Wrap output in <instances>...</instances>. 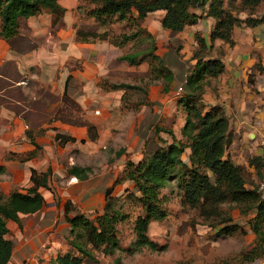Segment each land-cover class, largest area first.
I'll use <instances>...</instances> for the list:
<instances>
[{"label": "crops", "instance_id": "1", "mask_svg": "<svg viewBox=\"0 0 264 264\" xmlns=\"http://www.w3.org/2000/svg\"><path fill=\"white\" fill-rule=\"evenodd\" d=\"M163 12L162 9L148 11L141 19H138V24L149 31L154 43V53L162 58L173 73V78L165 91L162 90V81L159 79L141 85L140 77H143L147 71V61L127 63L119 60L117 56L121 53H118L117 46L111 43L73 39L64 45H57L56 42L48 44L42 40L38 42L32 33L20 32L37 43L34 48L20 52L0 37V64L10 62L14 67L12 77L0 72V78L3 77L8 81L0 87V95L7 87L23 89V86L28 85V79H34V83L39 86H47L50 90L48 91L56 95V99L44 107L46 110L44 112L50 111L51 116L48 115L45 119L39 116L33 119L34 123H30L32 116L22 114L25 110H28L29 114L36 110L30 103L22 104L19 110H16L0 101V165L2 166L0 191L3 194H7L14 188L23 191L21 187L30 185V168L42 171L49 165L51 168L49 176L61 174L68 177L66 168L70 164L88 166V159H92L93 155L100 152L107 144L117 143L118 140L122 146L117 149L122 148V151L116 159H120L121 164L115 176L112 179L109 178V183L104 184L103 202L104 190L109 186L114 195L133 190V183L130 180H121L114 184L112 182L121 172L127 159L134 163L141 159L145 137L140 136L139 128L149 129L157 125L171 131L169 134L158 130L151 138L158 143L156 145H166L173 139L176 141L182 138L180 128L184 122L185 109L180 99L185 96L184 75L195 62V58L192 57L194 49L201 50L204 58L218 56L221 60L222 70L205 80L197 101L201 104L202 113L214 105L221 107L228 120L229 134V142L222 156L228 158L233 164L245 168V174L248 176L245 177V186L256 185L263 166L257 171L247 158L251 155L264 157V73L254 74L252 83L247 81V77L257 57L261 55L264 61V54H260L252 40L249 46L237 42L236 39L232 45L218 38L211 40L209 33L214 24V18L210 15L197 19L193 24L184 25L180 31H171L160 24ZM195 33L202 39V43L196 42ZM175 42H179L177 55L172 52ZM213 47L220 52H213ZM69 57L80 60V64L66 66ZM31 66H36L35 73H30ZM102 78H107L111 82L133 83L142 89L104 88L98 84ZM260 79L262 81H259ZM178 86H181L179 92H177ZM134 90L142 91L143 98L133 99L131 94ZM122 95L126 96L124 106ZM39 96L38 93L32 94V97ZM10 99L11 101L7 103L18 104L21 101L16 97ZM61 103L64 106H61ZM86 121L92 123L96 129V137L92 140L86 137L84 123ZM39 128H44V131L35 135V141L40 146L35 156L25 160L6 158L8 153L21 154L33 149L34 146L24 131L30 129L34 132ZM56 132L72 136L74 140H67L60 144L57 139H54ZM81 139L83 141H80ZM71 149L77 151L74 162L73 155L70 153ZM189 152V147H184L180 158L187 162ZM169 180L173 182L175 179H166L164 187L169 184ZM117 185L122 188L115 191L114 187ZM42 189L45 188L39 187L41 193ZM42 206L34 212H19L20 224L24 215L36 214ZM253 214L254 211L240 213L238 210L237 216L240 217V223L230 216L233 224L244 232L247 231V234H252L254 238L248 223ZM8 221L14 222L7 219L6 226ZM153 221L160 220H151L148 225ZM223 224H219V227ZM12 253L6 264L10 263Z\"/></svg>", "mask_w": 264, "mask_h": 264}, {"label": "trees", "instance_id": "2", "mask_svg": "<svg viewBox=\"0 0 264 264\" xmlns=\"http://www.w3.org/2000/svg\"><path fill=\"white\" fill-rule=\"evenodd\" d=\"M96 1L98 6L91 10V14L95 17H109L114 14L127 16V19L135 23L137 33H139L142 29L137 22L138 19H141L148 11L155 9L164 10L160 24L171 31H178L184 25L193 24L197 21L198 15L189 12L188 6L203 3L205 0ZM132 8L135 13L131 11ZM42 10L62 16L64 6L58 0H0V37L20 52L34 48L37 45L36 41L19 32L17 21L19 18L36 15ZM207 15L214 18L213 31L211 29L209 33L210 39L218 38L228 44L233 42L231 39L233 26L241 22L247 26H253L264 20V16L238 19L222 5V0H210ZM76 34L81 35L82 33L76 30ZM145 36L148 39L145 46L122 53L117 56V59L127 63L146 60L148 68L140 80L146 78L145 82H151L159 79L162 81V90L165 91L173 78V73L162 58L154 53V43L150 33H146ZM129 37L127 34L122 36L123 40ZM199 41L202 43V39ZM192 57L195 58V62L184 75L185 96L180 99L185 109L184 122L180 128L182 138L176 141L173 139L166 145H156L148 151L142 150L141 159L137 163L127 159L112 184L121 180H130L133 183V190L114 195L111 186L105 188L101 212L95 217L89 218L84 213L74 210L71 200L66 199L62 210L64 220L68 225L65 237L68 248L64 252L56 253L51 260L52 264H81L84 258L95 261V250L103 254H113L119 249L116 227L118 222L127 218V214L122 211L121 207L123 200L128 198L136 200L142 212L133 221L132 230L135 237L133 246L125 250L133 252L142 246L151 250L163 249V244L148 237L147 227L151 220H162L167 215L164 206L166 198L160 190L165 180L169 178H174L177 187L181 190V203L189 207H197L199 214L205 217L218 216L217 220L207 221V224L214 226L216 223H224L217 228L219 234H227L236 228L239 229L231 222V216L228 213L223 210L221 213L218 209L221 208L219 207L221 204L229 203L237 207L240 213L254 211L248 222L249 229L254 234L253 244L240 253L237 261L229 264H248L258 258L264 259V200L260 199L256 185L245 186V168L233 164L228 158L222 156L229 142V134L228 120L221 107L214 105L202 113L201 104L197 101L205 80L222 70L221 60L218 56L204 58L199 49L193 50ZM251 71L248 73V82H251L253 78ZM98 84L104 88L142 89L133 83L107 82L105 79H100ZM84 123L86 137L94 139L96 137L94 125L87 121ZM158 130L171 134L169 129L157 125L154 126L153 134ZM43 131L44 128H39L34 132L25 129L24 132L34 148L21 154L8 153L6 158L25 160L35 156L40 150L39 144L35 141V135ZM54 139L62 144L67 140H74V137L56 132ZM186 146L190 149L187 162L180 158ZM121 151L122 148L117 149L114 155L118 156ZM247 161L252 163L258 171L264 164V157L251 155ZM50 173L49 165L42 171L30 168V185L24 187L23 191L14 188L5 195L0 193V264L8 262L13 247L12 240L6 236L8 232L6 220H13L20 226L19 212H34L42 206L44 197L39 187L47 188ZM66 173L78 180H83L89 177L90 168L87 165L72 163L66 168ZM111 264H121L118 254L113 257Z\"/></svg>", "mask_w": 264, "mask_h": 264}, {"label": "rangeland", "instance_id": "3", "mask_svg": "<svg viewBox=\"0 0 264 264\" xmlns=\"http://www.w3.org/2000/svg\"><path fill=\"white\" fill-rule=\"evenodd\" d=\"M58 2L64 6L62 16H56L52 12L42 10L34 16L35 18L18 19L17 28L19 32L32 33L38 42L42 40L48 44L56 42L57 45H64L73 39L114 43L118 53L121 54L143 47L148 42L145 35L149 31L139 25L142 30L137 33V26L127 19V16L122 17L114 14L109 17H95L91 14V10L98 6L96 0H58ZM209 2L210 0H205L203 3L188 6L189 12H194L198 15L197 19H200L207 15ZM222 5L241 20L246 17L264 16V0H222ZM131 11L135 13L133 8ZM76 30H80L82 34L77 35ZM126 34L130 37L123 40L122 36ZM46 36L48 37L45 40ZM194 39L197 43L200 42L196 33ZM231 39L233 41L236 39L237 42L248 46L252 40L257 45V50L263 55L264 20L253 26H247L244 22L233 26ZM178 47L179 42H175L172 52L176 55L178 54ZM218 51L217 48L213 47V52L218 53ZM200 52L202 53L201 50ZM78 64H80V60L77 61L74 57H69L66 62V66L70 67ZM13 69L14 67L10 62L0 64V72L11 77L14 76ZM251 70V75L264 73V61L261 59V55L257 57V61ZM36 71V66H31L30 73ZM145 79L141 80V85L148 83L145 82ZM105 80L111 82L107 78ZM28 81V85L23 86L21 90L15 87L4 88L2 95H0V101L16 110H19L22 104L30 103L36 110L31 114L25 110L22 114L32 116L30 123H34L33 119L39 116L43 119L47 118L48 115L51 116L50 111L44 112L46 111L44 107L55 100L56 95L49 92L47 86H39L34 83V79H28ZM7 82L3 77L0 78V87ZM33 93H38L40 96L32 97ZM131 96L135 100L143 98L142 91L134 90ZM11 97L19 98L21 101L18 104L7 103V101H11ZM123 98L122 105L124 106L126 96L124 95ZM183 103L185 104L184 100ZM60 105L64 106L63 103ZM260 128L262 129V127ZM153 129L154 126L149 129L146 127L144 129L139 128L140 136L145 137L142 148L144 151H148L158 144L151 139L154 136ZM119 142L120 140L114 144H107L100 152L93 155L92 159L83 158L89 163L90 174L88 178L82 181L61 174H51L47 188L42 189L44 204L41 210L36 214L24 215L21 218L20 226L14 222H7L8 232L6 236L13 243V253L9 264H52L51 260L56 253L67 250L68 244L65 237L68 232V225L63 216V202L66 199L71 200L74 210L84 213L89 218H93L101 212L102 189L106 183H109V178L112 179L120 168L121 162L119 161L121 160L116 159L118 157L114 155L115 150L122 146ZM70 153L73 155L72 161H76L77 151L71 149ZM245 177L248 176L244 173ZM21 188L24 189V186ZM121 188L120 185L114 187L115 191ZM160 191L166 198L164 206L167 215L158 222H151L147 227V235L157 243L163 244V249L151 250L142 246L133 252L125 250L133 246L132 243L135 239L132 230L133 221L142 212L139 203L128 198L123 200L121 207L122 211L127 214V218L118 222L116 227L119 249L113 254H103L101 251L95 250L96 260L84 258L81 264H111L113 257L117 254L120 256L121 264H229L237 261L240 253L253 244V235L247 234V231L244 232L236 228L231 233L219 234L217 228L220 223H216L214 226L207 224V221L217 220L218 216L205 217L199 214L197 207H189L181 203V190L177 187L175 180L173 182L169 180V184L161 188ZM0 193L2 192L0 191ZM219 207H221L218 208L221 213L223 210L240 223L237 207L229 203H223ZM248 264H264V259L258 258Z\"/></svg>", "mask_w": 264, "mask_h": 264}, {"label": "built area", "instance_id": "4", "mask_svg": "<svg viewBox=\"0 0 264 264\" xmlns=\"http://www.w3.org/2000/svg\"><path fill=\"white\" fill-rule=\"evenodd\" d=\"M181 90V86L177 87V92ZM256 191L260 197V199L264 200V165L261 168L260 177L256 183Z\"/></svg>", "mask_w": 264, "mask_h": 264}]
</instances>
